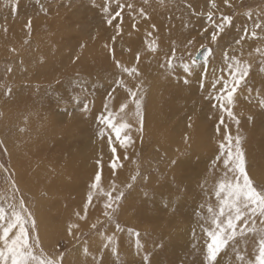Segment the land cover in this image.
Here are the masks:
<instances>
[{
    "label": "rangeland",
    "instance_id": "rangeland-1",
    "mask_svg": "<svg viewBox=\"0 0 264 264\" xmlns=\"http://www.w3.org/2000/svg\"><path fill=\"white\" fill-rule=\"evenodd\" d=\"M141 1L142 0L135 1V5L143 6ZM171 1L178 4L183 2L195 5L196 12L204 13L203 16H193L190 19V23L185 26L184 36L180 41L182 44L181 53H179V51L176 53V55L179 54V57H183V62H190L187 53L190 51L194 56L201 44L208 43V33H204L203 35H201V33L205 27L209 28V32L211 31V26L206 19L207 12L212 10L210 8V2L209 0ZM104 2L105 0H0V113H2V115H0V141L3 142L2 145H0V165H3L4 168L8 170L5 172L3 168H0V194L7 192L9 185L6 181V177L9 173H11L12 178L19 188L18 195L23 197L26 206L32 211L36 219L43 247L50 254H55L57 250L70 251L71 255L68 257L70 264H83V262L84 264H91L93 262V256H95L97 260H100L101 257H103V264L106 263L104 258H109L113 260L112 262L115 261L114 263H117L122 260V255L126 253L131 254L134 257L133 260L145 262L143 260L142 250L145 249L147 252L149 247L150 251L148 252L152 254L160 253L158 244L152 243V241L157 242L159 238H162L160 239L162 240L161 247H167L168 249L169 255L167 256V264L174 262L178 256L184 257L187 264H190V261L194 258L204 263L203 251L201 257V255L198 256L193 252H185L184 248H180L184 247L186 242L187 245L193 242V239H187L192 235L195 222L190 219V216H192V214H194L197 210H200L199 206L209 199L205 191L202 190L201 185L205 184L207 181V188L210 190L215 183L212 175L218 176L222 174V167L213 168V161L219 154V146L217 145L209 146L205 150L201 149L200 153L196 152L198 154L197 156L194 155V150L179 151L164 156L159 151L157 152L155 150L153 152V148H151V146L149 147L148 145H143L138 150V153L131 156L130 160L125 163L123 170L124 172L127 171L131 174L127 175L125 180L126 182L121 186V188H125V185L128 183H132L131 177L137 172H139L141 176H147L148 181L144 182L138 177L134 184V189L125 190L127 199L122 202L123 207L127 201H132L131 199H135L136 196L139 197L140 193H148L151 191V187H155L160 180L162 181L163 186L167 179L172 180L170 179L171 177L177 178L179 184L176 187L187 186L188 188L181 191L172 189L162 194L155 200H152L153 198L150 199V194L147 195L148 199H145L150 200L153 208L154 205L162 206L164 207V212L162 211L159 214L153 215L155 216V220L152 224L148 223L143 226V223L140 221L134 222L133 224L138 225V229L136 230L134 228L132 230L138 231L141 234L140 238L143 247L139 252H137L135 237L127 235V243L128 245H131L133 242L132 246L131 248L126 249L129 250L128 252L122 251L124 248H122L121 251L118 250V256L114 255L111 250H102V254L99 250L94 252L96 248H99V244H97L98 240L96 238L100 236L97 235V232L106 230V233L109 234L111 233V230L115 228V221L110 225L103 223L106 220L104 216H100L103 219H101V223H98L97 229H92L91 227L83 229V231L80 232L83 234L81 235L80 240H75L72 237L67 236L66 230L68 223L66 220H59L56 216L54 217L56 219L55 221L45 219L43 223L45 225H42L41 229H39L37 212V208H39L37 207L38 203H36V199L31 193H26L16 178L19 173L23 172L24 166L20 167L16 164V158L11 147V139L18 137H22L24 139H27V137L29 138V133H25L24 131L30 129L33 117L36 118L38 125H42V122L52 120L59 121L63 124L69 123V125L65 127L66 135L63 137L59 136L57 144L53 145V149H49V160L60 157L62 151L59 152L61 150L59 145L62 143L68 153L72 154L74 152H78L87 159H91L94 155L99 157L103 155L105 141H101L98 138V127L89 125L86 121L90 116L86 118L81 112V106L84 104L82 98H85V96L87 98H91L93 96L99 97L104 94L103 87L105 82L103 78L98 80H89L85 78L71 77V80H69L70 82L58 81L55 82L56 84L51 82H39L38 84L26 80L21 85L15 84L14 80L17 75V70L18 72L22 70V57L29 58L33 61L34 56L40 54V51L37 48L41 41L46 42L45 46L50 48L51 58L54 55H58L59 57L65 56L66 60L69 58L73 60L75 57H85L88 53L96 56L100 50V46L105 47L106 44L109 45V48L114 47L116 58L121 60V63L129 67L133 66L136 62L135 54L137 52L140 53L141 58L145 57L143 43H141L140 40L135 43H129L124 36V32H122V35L116 37L115 43L113 44L112 37L116 35V28L110 27L105 23L103 13L101 12V6ZM216 3L218 4L217 0ZM232 3L235 5L234 8L230 9L233 23H241V20L242 23L240 24L241 27L233 28V30L236 29L237 31H233L234 34L232 33V35H230L232 36L231 38H229V34L226 35V38H224V41H226L225 43H231L233 38H237V36L241 35L240 30L242 27H251V25H249L251 20L247 18L246 13L249 10L257 11L258 8H263L262 6L264 5V0H232ZM222 4H219V7ZM17 5V10L13 11V8ZM223 6L227 8L224 4ZM112 7L114 9L115 4H113ZM220 11L226 13L224 10L220 9ZM240 13L243 14V17L240 16ZM215 15L216 18H218L220 13L216 12ZM149 16V20L144 21L143 19L140 20V18L137 19L135 21L137 29L135 30L132 28L133 21H129L130 19L124 18L122 31L125 28H128L131 33H136L139 31L140 27L142 29L143 27H146L147 24L149 25L152 21L159 20L157 16L151 14V12L149 13ZM237 17H240L239 20ZM115 24L116 21H114V25ZM62 26H64L63 30L61 29ZM56 27L58 31L56 38L53 39L52 35ZM37 29H39L40 33L45 34L48 37V39L46 38L44 40H40L39 44H36V39L33 35V31ZM66 33L68 35H65ZM137 35L139 34L137 33ZM140 35H144V33H141ZM188 40L194 41L191 47L186 46ZM82 45L83 47H81ZM109 48H105V60L111 68L113 67L112 69L114 70L110 69V71H108L107 78H110L112 74L117 72L112 57L109 54ZM235 49L236 50L234 52L230 49V54L237 53L240 46H237ZM224 51V47L214 48V57L210 58L212 62L208 66L207 77L201 80L202 70L198 67L196 72L192 76L188 77L190 83L187 85L183 83L185 74L180 66L181 59L175 58L174 60V64L177 66V71L172 74L174 82L170 85L173 89L177 90L179 94L174 99L171 108L183 107L185 100L193 101L196 98L204 101V103L201 104V101L199 102L200 106L198 104V106L189 108V110L184 109L180 112V115L177 114L173 118L169 117V110V112L162 118L167 120L163 129L176 139L181 138L180 143H185V134H182L181 130L185 129V132H190V127H196V122L198 120H202L204 117L209 123L217 128L221 112L213 107L215 100L210 99V95L208 97H204L203 94L207 88L211 87L213 69L216 70L217 76L221 75V61H223ZM170 56L171 53L168 54V57ZM42 58L45 60L44 55ZM55 58L57 62L60 64L62 63L60 59L57 57ZM43 62L44 61H41V63ZM200 63L202 64L203 62L201 61ZM252 64L255 66V69H259V65L257 63ZM8 68L12 69L10 73L6 71ZM30 70H32V68L27 69V71ZM254 76L255 74L249 76V81H254ZM76 81H79L80 84L83 85L84 90H82L79 85L74 83ZM201 83L204 85L203 88H201ZM142 84L143 103H145L149 96V91L146 89L145 84ZM5 85L12 89L13 94L10 97L4 95ZM19 94H25L28 97L26 108L24 105L19 104L20 100L17 99ZM65 94L67 97L64 101L61 97L65 96ZM71 95H75L80 99H77L75 102L73 101L70 109H68L66 106L68 104L67 102L72 99ZM34 96L35 100L33 98ZM68 98H70L69 101ZM4 104L8 109L11 106L12 112H20V126H17L19 127L20 132L17 128H11L9 127L10 125L5 123L4 118H6L7 112L3 110ZM188 111H190V113H187ZM183 113L189 114L188 117L193 116L197 120L190 119ZM9 114L10 112L8 113V117ZM181 116H186V119L182 121ZM177 124L178 126L176 129H170L171 126ZM260 127L261 129L258 128V131H256V125L253 127L252 124H249V128H247L249 131L247 138L242 136L239 132L240 136L243 137V147L246 153L248 171L250 177L256 185H264V182L254 175L255 172H257V174L264 176V123H262ZM22 128H25V130L23 131ZM230 131L233 136L237 135V126H231ZM168 133H162L159 131L156 133L157 137L162 136L160 144L163 148H165L167 144ZM251 133H255V135H253L252 138H248ZM66 151L65 153L67 154ZM36 154L37 152L35 155ZM87 154L90 157H87ZM164 160H166V162ZM173 160L176 161L175 164H172ZM91 163L92 165L95 163L93 159L91 160ZM47 164L49 163L47 162ZM63 165L64 162L55 167H41L38 164H34V171L37 176H45L55 172L56 170H60ZM170 166H175V171L169 170ZM20 168L21 170H19ZM197 173L198 176H196ZM146 188L148 191L145 190ZM7 194L10 195V192ZM55 198V201H58L60 205L63 203H70L69 206L79 209V205L78 203H75V200L69 202V200L74 198L73 195H65L61 198ZM139 200L140 198H138V201ZM54 204H51L50 207L46 205V207L42 209V211L47 212L51 218L57 213V210L54 209ZM189 214L191 215L189 216ZM117 216L118 213L116 215V222L118 219ZM189 223H191V227H189ZM199 223L201 222L199 221ZM152 226H157V229ZM126 228L130 229V224H127ZM80 233H78V235ZM148 235L155 237V239H147ZM181 237L186 239H181ZM83 246L88 247V256L83 254ZM230 257L233 259L231 253H229L228 256L223 257V261H231L232 259L228 260ZM149 261L150 264H153L154 262V260L150 257Z\"/></svg>",
    "mask_w": 264,
    "mask_h": 264
},
{
    "label": "snow or ice",
    "instance_id": "snow-or-ice-1",
    "mask_svg": "<svg viewBox=\"0 0 264 264\" xmlns=\"http://www.w3.org/2000/svg\"><path fill=\"white\" fill-rule=\"evenodd\" d=\"M149 0H144L147 5ZM163 3V0H159ZM212 10L207 12L206 19L211 26L203 29L204 33H208V43L201 44L195 55L189 51L187 53L190 62L181 64L185 78V85L190 83L188 77L192 76L199 67L202 70L201 80L208 75V66L212 62L210 58L214 57V48L221 47V42L227 34V31L233 25L231 14H226L220 11L216 0H209ZM115 4L113 9L112 5ZM223 4L232 9L235 5L232 0H223ZM95 6V5H94ZM13 8V11L17 10ZM191 8V5H188ZM127 10L128 16L133 20L132 28L137 29L135 21L137 18L149 20L150 16L145 7L137 8L133 3L121 2V0H105L101 6L105 23L110 27L116 28V35L112 37L113 44L116 37L122 35V24L124 13ZM219 12V18H216L215 13ZM193 16H203L204 13L192 11ZM246 16L251 20V27H242L241 35L238 38H233L231 43L223 44L225 51L223 52V67L221 75H216V70L213 69L212 84L213 89L210 94V99L215 100L213 107H217L221 112L219 123L216 128L218 135L222 134V141L219 143V154L213 161V168L218 164H222V175H220L213 184L211 190L207 188V181L201 185L202 190L208 195V201L202 203L200 210L196 213L202 238L204 264H223V257L232 254L233 259L231 264H264V185L254 184L248 171L246 153L243 147V137L239 135L240 119L233 111L239 97V92H247L251 100L252 88L249 87V76L253 70V64L249 60L241 59L233 52V44L240 46L241 55L243 54V45L248 40H264V8L259 11L249 10ZM114 21L116 24L114 25ZM30 26V22H29ZM186 26V25H185ZM155 29V25H152ZM6 31V29H5ZM152 36V32L148 33ZM147 50L150 53H155L158 50L156 39L145 41ZM193 40L187 41V47H191ZM83 47V45L81 46ZM109 48V45H105ZM176 48L173 46L171 56L161 67L166 68L169 74L174 69L173 60L176 58ZM258 57L257 63L259 71L264 72V46H257L253 50ZM109 54L112 57L115 68L118 70V78L114 80L115 88L108 94L104 101L103 111L95 116L98 125L97 136L101 141H106L108 149L111 153L109 167L113 176L116 175L117 169L123 168V161L129 160L128 151L135 146V140L132 137V131L135 130L142 136L143 133V84L139 81L142 73L139 70L140 53L135 54L136 65L127 66L116 58L115 48H109ZM252 52L248 55L252 56ZM79 59V57H77ZM203 62L202 64L200 62ZM11 72L12 69H6ZM227 75H224V72ZM125 76L137 80L135 87H129L125 82ZM83 89V85L79 81L75 82ZM217 85L219 88L217 89ZM204 85L201 83V88ZM4 95L10 97L13 92L7 85L4 86ZM117 89H123L126 92V97L121 102L118 108H114L112 101L116 100L114 93ZM257 105L261 110V115L264 116V89L256 94ZM133 106V107H130ZM134 108V110H133ZM81 112L84 117H89L92 108L85 103L81 106ZM225 114L227 120L232 121L237 126V135L233 136L230 131V126L225 122ZM2 115V113H0ZM249 121L252 117H248ZM221 125L224 126L221 133ZM0 141V145H2ZM6 150V149H5ZM120 150H123V155H120ZM101 159L97 161L100 168L103 167ZM176 161L173 160L172 164ZM5 172L8 170L0 165ZM138 177L144 182L148 181L147 176H141L139 172L131 177L132 183L125 185V188H119L115 180L109 189L105 190L102 187V172L98 170L89 186L87 202L84 206V214L77 212V221H86L88 206L92 204L94 197H104L103 215L106 220L105 224H112L116 220L117 213L123 207L126 201V189L133 190L134 184ZM9 188L6 193L0 194V264H70L68 257L70 251H59L55 254L48 253L43 247L36 219L32 211L26 206L22 196L18 195L19 188L16 185L12 174L9 173L6 177ZM10 192V195L7 194ZM148 193H145L147 196ZM214 197V202L213 201ZM97 223H101L97 221ZM97 223L91 224L92 229H97ZM81 225L78 222H69L67 225V236L75 240H80ZM123 231L121 225L115 222V231L112 235H108L105 231H98L97 235L102 237L103 249L111 250L114 255H119L117 248L116 233ZM78 233H80L78 235ZM128 235L135 237L136 250L139 252L143 245L141 244V234L138 231L128 229ZM196 233L193 230V238ZM195 248L196 245L194 244ZM83 254L89 255L87 246H83ZM143 260L150 264L148 255H144ZM93 264H97V258L92 257ZM99 264H103L101 257Z\"/></svg>",
    "mask_w": 264,
    "mask_h": 264
},
{
    "label": "bare ground",
    "instance_id": "bare-ground-1",
    "mask_svg": "<svg viewBox=\"0 0 264 264\" xmlns=\"http://www.w3.org/2000/svg\"><path fill=\"white\" fill-rule=\"evenodd\" d=\"M135 1H138V0H122V2H128V3H133V4H135ZM154 1L149 0L148 4L144 5V1L142 0L141 2L143 6H139V5H136V6L137 8L145 7L148 14L151 12V14L157 16V18L159 19L158 21L156 20L152 21L149 25L147 24V26L143 27L142 29L140 27L139 31L136 33H131L130 29L128 28H125L122 31L124 32V36L129 43H135L140 40V42L143 43L144 45L145 57L140 58V62L138 64L140 72L142 73L141 77L139 78V81L144 83L146 89H148L149 91V96L146 99V102L143 103V113H144L143 133L141 136V134L135 130V126H134L131 134H132L133 139L135 140V146L129 149L128 155H129V158H131V156L138 153V150L140 149L141 146L148 145L149 147L151 146V148H153V152L155 150L157 152L159 151L164 156L172 154L174 152L185 151V150H194V155L197 156L198 154L196 152L200 153L201 149L205 150L209 146H212V145L219 146V143L222 141V134L218 135L216 132V127L212 125L211 123H209L205 119V117L202 120H198L196 122V127L191 126L190 132H185L186 131L185 129L181 130L182 134H185V143H180L181 138L176 139L174 136L170 135L166 130L163 129L164 126L166 125L167 120L162 119V118L164 117V115H166L169 112V110H170L169 117L173 118L177 114L180 115V112H182L184 109L189 110V108L198 106L200 101H201L200 104L204 103V101L202 99L200 100L196 98L193 101L185 100V104L183 107L171 108V105L174 99L179 94V92L173 89L172 86L170 85L171 83L174 82L172 74L175 73V71H177V66L176 64H174L175 59L173 60L174 69L171 72V74H169V71L166 68L161 67V65L165 64L167 59L169 58L168 54L172 52L173 46H175L177 50L176 53L178 51L179 53H181L182 44L180 41L183 39V36H184L185 25H188L190 23V19L193 17L191 13L193 10L195 11L196 6L192 4L183 3V2L178 4L171 0L163 1V3H160L159 0L158 1L154 0ZM217 1L219 5V4H222L223 0H217ZM188 5H191L192 7L189 8ZM262 7L264 8V5ZM220 9L224 10L226 14L231 13L230 9L225 8L223 4L220 5ZM259 9L260 8H258L257 11H259ZM240 16L243 17V14L240 13ZM124 18H128L130 19L129 21H133L131 17L128 16L127 10H125ZM239 18L240 17H237L238 20ZM241 23H242V20H241ZM241 23L240 22L233 23V26L228 29L227 34H229V36L232 35V33L234 34L233 31L234 30L237 31V30L236 29L233 30V28L241 27L240 25ZM152 25H155V29L152 28ZM249 25H251V21ZM61 29L63 30L64 26H62ZM57 31L58 29L56 27L55 31L53 32V35L51 34L53 39L56 38ZM149 32H152V36H148ZM25 33H24V36H25ZM137 33L139 35H137ZM141 33L142 34L144 33V35H140ZM33 35L36 39V44H39L40 40H44L46 38L48 39V37L45 34H42L39 32V29L34 30ZM65 35H68V34L66 33ZM231 37L232 36H230L229 38ZM151 39H156L159 45L158 50L155 53H150L147 50V46L145 43L146 40H151ZM225 42L226 41L221 42V45H222L221 47H223V44H225ZM45 44L46 42H43V41L40 42V45L37 48L40 51V54L35 55L33 58V61H31L29 58L22 57V60H21L22 70L20 72H18L17 70L16 78L14 77L15 80L13 78V80L15 81V84L21 85L26 80L39 84V82H49V83L50 82L55 83L58 81L66 82V81L71 80V77L85 78L89 80H98V79L103 78L105 82V85L103 87V91H104L103 95L99 97L93 96L91 98L89 97L87 98L85 95H84L85 98H82L81 96L83 103L89 104L90 107L92 108L90 117L87 118L86 122L89 125L98 127L96 120H95V116L98 115L101 111H103L104 101L106 100V98L108 97V94L112 91V89L116 87V85L114 84V80L118 78L117 69H116L117 72L112 74L110 78H107L108 71H110V69H112L113 67L111 68L105 60V57H106L105 47L100 46V50L96 56H94L91 53H88L85 57H79V59L75 57L73 60H71V58L66 60L65 56L59 57L58 55H54L55 57H57L58 59L62 61V63L60 64L59 62L56 61V58L54 56L51 58L50 48H47ZM257 46H264V40L246 41L245 44L243 45V54L241 55V49H239L238 52L235 53V55H237L241 59L249 60L252 63H257L258 57H257V54L253 51ZM236 47L237 46L233 44V49H235ZM249 52L253 53L252 56L248 55ZM42 54L44 55L45 60H43ZM180 58L181 57H179V54H177L176 59H180ZM41 61H44V62L41 63ZM136 63L137 62H135L134 65H136ZM221 67H223V61H221ZM30 68H32V70L27 71V69H30ZM253 74H255L254 76L255 80L249 81V87L253 89L251 93V100L249 99V94L247 92L238 91L237 95L239 99L233 109V111L237 114L241 122L239 126V132L245 138H247V134L249 132L247 130V128H249V124H252L253 127L256 125V131H258L257 129L258 128L261 129L260 126L262 125V123H264V116L261 115V110L258 107L257 100H256L257 92L264 89V72H260L259 69H255V66L253 65V70L250 73V76ZM226 75H227V72L225 71V76ZM125 82L128 83L129 87L134 88L138 81L125 76ZM218 88H219V85H217V89ZM212 91H213L212 87L207 88L203 96L208 97L212 93ZM114 95L116 97V100L112 101V104L114 108H118L119 104L124 101L126 97V92L123 89H117ZM71 96H72V99L68 98V101L69 99L70 101L67 102L68 104L66 106V108L68 109H70L71 104H73V101L75 102L77 99H80V98H77L75 95H71ZM66 97L67 95L65 94V96L61 97V99L65 101ZM33 98L35 100V96ZM17 99L20 100V103H19L20 105H24L25 108L27 107L28 97L25 94H19L17 96ZM215 103L216 101L214 102V104ZM19 104H16V105H19ZM3 107H4L3 110L7 112L6 118H4L5 123L7 125H10L9 127L11 128H17L18 131L20 132L19 127H17V126H20V112L19 111L12 112L11 106L8 109L5 104L3 105ZM130 107H133V106L130 105ZM214 108L218 109L217 107H214ZM9 112L10 114L8 117ZM187 113H190V111H188ZM183 114L186 115L187 117L189 115L186 113H183ZM186 116H181L182 117L181 120L182 121L185 120ZM248 117H252V120L249 121ZM188 118L195 119L193 116H190ZM225 121H226V124L230 126V128L231 126L235 125L232 121L227 120L226 114H225ZM67 125H69V123L63 124L55 120L48 121V122H42V125H38L36 118L33 117L30 129L25 130V128H22L23 131L25 130L24 131L25 133H29V138L28 137L27 139H24L22 137L12 138L11 147H12V151L16 158V164L20 167L24 166L23 172L19 173L16 176V178L18 182L21 184V187L24 188L26 193H31L35 197L36 203H38L37 207L41 209L40 210L39 208H37L39 229H41L42 225H45L43 224L45 219L49 221H55L56 219L54 217L56 216L59 220L60 219L66 220L67 223L69 222L80 223L81 225L80 232H82L83 229L90 228L91 224L97 223V221L101 222V219L103 218H101L100 216L102 217L104 216L103 215V212H104L103 202L105 199L104 197H94L92 204L88 206L86 221H77L76 215H75L77 212L81 213V215L84 214V206H85V203L87 202L89 186L94 178L95 173L98 170L102 172V187L105 190L110 188L113 180H115L116 185L119 188H121V186L126 182L125 180L127 178V175L131 173L127 171L124 172L123 171L125 167L124 166L123 168L117 169L116 175L113 176L112 171L109 167L111 153L108 149L106 141H105V149L102 155L103 159L101 161L103 165L102 168H100V166L97 164V161L100 160L101 157L94 155L93 157H91V159H87V158H84L78 152H74L72 154L68 153L65 150V146H63L64 145L63 143L59 145L61 149L59 152L62 151L60 157L58 158L56 157L55 159L49 160L50 159V158L48 159L49 149H51L54 144H57V140L59 136L63 137L66 135L65 127ZM177 126L178 124L171 126L170 129L174 130L177 128ZM223 129H224V126L221 127V133H223ZM158 131L162 133H168L167 144L165 148H163L160 144L162 136H159V137L156 136V133ZM253 135H255V133H251V135L248 138H252ZM47 140H50V141H47ZM65 151L67 152V154H70V155H67ZM36 152L37 154L35 155ZM123 154H124L123 150H120V155H123ZM87 157H90V156L87 154ZM92 159L95 162L93 165L91 163ZM129 160L123 161V164L125 165V163L128 162ZM164 161L166 162V160ZM47 162L49 164H47ZM63 162H64V165L60 170H56L55 172L49 175L37 176L34 171V164H38L41 167H55ZM216 167H222V164H218ZM174 169H175V166L169 167V170L171 171H175ZM19 170H21V168ZM254 175L264 182V176L257 174V172H255ZM196 176H198V173ZM219 176L220 175L218 176L212 175V178L216 182V179ZM170 179L172 180L167 179V181H165L163 186H162L161 180L158 181V184H156L155 187L152 186L151 191L148 192V195L150 194L149 195L150 199L153 198L152 200H155L158 197H160L162 194L172 189H177L181 191V190H184L185 188H188L187 186L186 187H181V186L176 187L179 184V181H177V178L171 177ZM145 190L148 191L147 188ZM65 195H73L74 198L69 200V202L75 200V203H78L79 205V209L72 208L71 206H69L70 203H67V204L63 203L60 205L58 201H55L56 199L55 197L61 198L62 196H65ZM138 198H140L139 201H138ZM145 198L148 199V197L145 196V193H140L139 197L136 196L135 198L136 200L132 198L131 199L132 201H127L124 204V207H122V209L118 212L117 222L121 225V228L123 229V231L116 233L117 248L120 251L122 248H124L122 249V251L128 252L129 250H126V249L131 248L132 243H133L132 242L131 245H128L127 243L128 239L126 240L127 235H128V228H126L127 224H130V229L135 228L137 230L138 225L133 224L134 222L140 221L141 223H143L142 224L143 226H145V224H148V223L152 224L153 221L155 220V216L153 215L159 214L162 211L164 212V207L159 206V205L158 206L154 205V208H153L150 200H147ZM211 202H214V197H213V201ZM51 204H54V209L57 210V213L52 218L48 215L47 212L42 211V209H44L46 205L50 207ZM198 211L199 210H197L194 214H192V216H190L191 214H189L190 219L192 221H195L193 230H195L196 237L195 239L193 238V231H192V235L187 239H193V242H191L189 245H187V242H186V244H184V247L180 249L184 248L185 252H193L195 255L200 256L202 254L203 238H202V233L199 228L200 223L196 215ZM152 227L157 229V226H152ZM189 227H191V223H189ZM114 231H115V228L112 229L111 233H109L108 235H112ZM96 239L98 240L97 244H99V248H96L94 252L99 250V252H101L102 254V250H104L103 242L102 240H100L102 239V237H98ZM147 239H155V237L148 235ZM160 239L162 238H159L157 242L152 241V243L158 244L160 253L152 254L148 252L150 251L149 247H148L147 252L145 249L142 250L143 257L144 255H149V257L154 260L153 264H167L168 263L167 261V256L169 255L168 249L167 247H164V248L161 247L162 240ZM181 239H186V238L181 237ZM194 244L196 245L195 248L193 247ZM122 256L123 258L120 257L122 258V260L121 261L117 260L118 261L117 263H114L115 261L112 262L113 260L109 258H104V261L106 262L104 264H147V262H140V261L133 260L134 257L129 253H126ZM231 259L232 257H230L228 260H231ZM231 261H223V264H231ZM99 262L100 260H97V264H99ZM91 264H93V262ZM171 264H187V263L185 262L184 257L178 256L174 262H171ZM190 264H204V263L194 258L190 261Z\"/></svg>",
    "mask_w": 264,
    "mask_h": 264
}]
</instances>
